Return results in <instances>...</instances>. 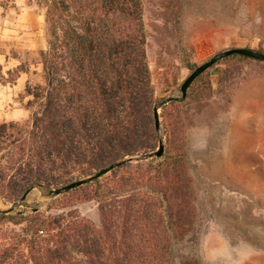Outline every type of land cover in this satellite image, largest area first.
Wrapping results in <instances>:
<instances>
[{"label":"trees","instance_id":"obj_1","mask_svg":"<svg viewBox=\"0 0 264 264\" xmlns=\"http://www.w3.org/2000/svg\"><path fill=\"white\" fill-rule=\"evenodd\" d=\"M36 4L45 11L44 58L53 82L49 89L28 90L31 121L0 124V149L6 137L14 138L6 164L0 163V186L8 177L18 178L7 184L15 198L39 182L37 177L51 184L53 170L73 161L97 172L149 151L150 140H157L145 0ZM187 47L178 46L183 58ZM176 128L166 126L170 132ZM188 164L183 153L123 163L91 182L99 223L71 214L43 217L36 211L24 235L13 236L12 244L0 250V264H18L19 254L33 264H201L192 248L198 241L197 213ZM16 215L21 218L0 211V221L15 217L17 225L27 220Z\"/></svg>","mask_w":264,"mask_h":264},{"label":"rangeland","instance_id":"obj_2","mask_svg":"<svg viewBox=\"0 0 264 264\" xmlns=\"http://www.w3.org/2000/svg\"><path fill=\"white\" fill-rule=\"evenodd\" d=\"M144 17L157 103L181 95L186 77L222 50L264 51V0H145ZM185 44L188 53L183 58L178 46ZM47 48L45 11L36 0H0V124L33 119L27 109L32 99L28 90L49 89L53 82L44 58ZM160 121L162 134L156 131L157 140L151 139L152 147L144 153L157 150L162 137L163 155L183 153L189 162L198 240L192 248L201 264H264V62L234 55L219 60L203 73L185 101L160 109ZM168 124L177 127L172 134ZM13 139L5 138L0 163L6 164ZM95 172L73 161L53 170L51 184L37 177L39 182L29 185L27 190L33 189L24 201L9 194L7 184L18 178L8 177L0 186V210L13 208L3 213L16 217L21 213L28 221L17 225L15 217L0 221V250L12 244L13 236L24 235L36 211L43 217L71 214L99 223L91 182L48 194ZM75 256L84 261L82 254ZM18 257V264H33L23 254Z\"/></svg>","mask_w":264,"mask_h":264},{"label":"water","instance_id":"obj_3","mask_svg":"<svg viewBox=\"0 0 264 264\" xmlns=\"http://www.w3.org/2000/svg\"><path fill=\"white\" fill-rule=\"evenodd\" d=\"M234 54H239L245 57H249L255 60H259V61H263L264 62V52L258 51L256 49L253 48H248V47H232V48H227L225 50H222L218 53H216L215 55H213L209 60H207L206 62L200 64L199 66H197L184 80V82L181 85V95H171L168 96L166 98H163L162 100H160L153 108V116H154V124H155V129L157 132L162 134V127H161V121H160V109L163 108L165 105L171 103V102H175V101H179L183 98H185L187 96V92L189 87L192 85V83L201 75L203 74L206 70H208L209 68H211L213 65H215L219 60L234 55ZM164 140L161 137L159 140V147L157 150L149 152V153H144L140 156H137L135 158L133 157H129L127 159H123L117 162H113L103 168H101L100 170H98L97 172H95L94 174L83 178V179H79V180H75L73 182H70L64 186L58 187V188H52L50 190H48V194L49 195H59L62 194L64 192H68L74 188H77L81 185L87 184L89 182L94 181L95 179L101 178L102 176L108 174L109 172H111L113 169L119 167L120 165H122L123 163H126L127 161H132L133 159L136 160H144L147 158H153V157H162L164 154ZM33 189V187L29 188L20 198V201H24L27 197V195L31 192V190ZM13 208H9L7 210H3V212H10L12 211ZM2 211V210H0Z\"/></svg>","mask_w":264,"mask_h":264}]
</instances>
